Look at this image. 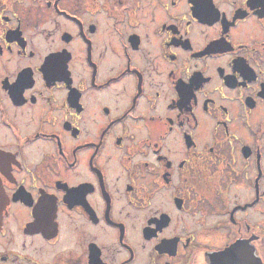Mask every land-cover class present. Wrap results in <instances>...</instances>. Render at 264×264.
Listing matches in <instances>:
<instances>
[{"label":"flooded vegetation","instance_id":"1","mask_svg":"<svg viewBox=\"0 0 264 264\" xmlns=\"http://www.w3.org/2000/svg\"><path fill=\"white\" fill-rule=\"evenodd\" d=\"M235 243L264 263V0H0V264Z\"/></svg>","mask_w":264,"mask_h":264},{"label":"water","instance_id":"2","mask_svg":"<svg viewBox=\"0 0 264 264\" xmlns=\"http://www.w3.org/2000/svg\"><path fill=\"white\" fill-rule=\"evenodd\" d=\"M229 249L231 250V253L225 256L227 258L226 260H229L225 263L220 264H264L260 261V259L254 255H245V254H235L234 252L236 250L242 251L244 247L242 246V243H235L231 245L229 248L226 249V253H228Z\"/></svg>","mask_w":264,"mask_h":264},{"label":"rangeland","instance_id":"3","mask_svg":"<svg viewBox=\"0 0 264 264\" xmlns=\"http://www.w3.org/2000/svg\"><path fill=\"white\" fill-rule=\"evenodd\" d=\"M220 241H221V238L218 237V239L216 238L213 242H217V243H219Z\"/></svg>","mask_w":264,"mask_h":264}]
</instances>
